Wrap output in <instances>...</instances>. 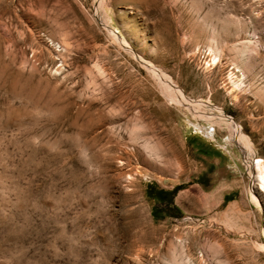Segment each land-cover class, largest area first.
Wrapping results in <instances>:
<instances>
[{
  "label": "rangeland",
  "instance_id": "obj_1",
  "mask_svg": "<svg viewBox=\"0 0 264 264\" xmlns=\"http://www.w3.org/2000/svg\"><path fill=\"white\" fill-rule=\"evenodd\" d=\"M258 164L264 0H0V264H264Z\"/></svg>",
  "mask_w": 264,
  "mask_h": 264
},
{
  "label": "bare ground",
  "instance_id": "obj_2",
  "mask_svg": "<svg viewBox=\"0 0 264 264\" xmlns=\"http://www.w3.org/2000/svg\"><path fill=\"white\" fill-rule=\"evenodd\" d=\"M145 64L148 66V67H153L152 64L150 62H145ZM154 69V68H153ZM158 70V69H157ZM159 72V70H158ZM161 73V72H160ZM163 73H161V78L162 79H165ZM157 76V75H156ZM158 77V76H157ZM166 80V79H165ZM179 94V93H178ZM260 164V163H259ZM257 165V168L259 169V171L257 170V180H258V185H259V188L258 190L259 191H262V193H264V172H263V168L261 167V165ZM256 180V181H257Z\"/></svg>",
  "mask_w": 264,
  "mask_h": 264
}]
</instances>
